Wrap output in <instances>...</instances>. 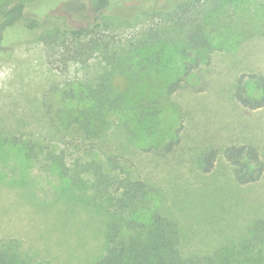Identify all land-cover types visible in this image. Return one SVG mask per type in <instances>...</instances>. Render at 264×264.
Masks as SVG:
<instances>
[{
    "label": "rangeland",
    "instance_id": "rangeland-1",
    "mask_svg": "<svg viewBox=\"0 0 264 264\" xmlns=\"http://www.w3.org/2000/svg\"><path fill=\"white\" fill-rule=\"evenodd\" d=\"M18 1L41 17L52 9L77 27L95 15L84 4L87 0L0 3ZM169 1L175 0H120L130 4L124 18L118 17L123 23L106 35L113 31L120 39H133L161 22L156 9ZM117 13L113 9L106 16ZM208 24L218 48L212 66L192 73L182 89L168 95L167 86L183 74V64L175 49L164 48L161 63L144 71L138 81L129 75L115 78V89L125 96L124 109L112 116L101 140L83 142L53 115L62 105L66 83L100 68L96 58L85 66L73 62L66 67L59 53L50 56L38 37L14 44L11 56L0 59V136L32 138L59 150L76 139L79 149L67 148L69 163L83 153L100 160L116 155L129 162L152 187L151 207L178 221L184 253H208L240 237L256 218H264V174L256 182L240 184L223 157L205 173L196 156L205 146L202 134L225 124L220 141L246 137L264 160V107L247 111L232 93L242 73H264V0H225ZM149 55L150 51L142 56ZM182 121L185 141L168 152L165 146ZM90 194L88 181L71 182L44 155L31 158L21 145L1 144L0 244L18 241L29 264H94L107 249L108 216L88 202Z\"/></svg>",
    "mask_w": 264,
    "mask_h": 264
},
{
    "label": "trees",
    "instance_id": "trees-1",
    "mask_svg": "<svg viewBox=\"0 0 264 264\" xmlns=\"http://www.w3.org/2000/svg\"><path fill=\"white\" fill-rule=\"evenodd\" d=\"M225 0H175L160 10L155 27L147 26L133 39H120L111 31L124 18L127 2L120 0H87L95 13L85 25L72 26L62 15L44 16L30 11L25 1L0 3V59L11 56L14 44L36 37L42 40L50 56L59 53L66 67L71 63L87 65L96 58L100 68L93 74L67 82L61 90L62 105L53 120L66 125L71 136L84 140L100 139L105 135L112 116L121 113L125 96L114 87L119 75L138 81L144 71L161 63L164 48L175 49L182 58L183 74L167 86L174 95L197 70L213 64L218 48L209 27V17L224 5ZM118 11L116 17L107 13ZM163 13H162V11ZM162 46L163 48H158ZM150 51L151 56L142 55ZM185 82V83H184ZM233 99L247 111L264 107V73L259 70L242 73L234 84ZM225 124L214 126V133L204 132V148L196 156L202 172H210L223 157L231 166L240 184L258 181L264 174V160L258 146L243 138L223 137ZM184 124L165 146L175 151L184 143ZM224 139V138H222ZM73 139L67 148L80 145ZM218 140V141H215ZM215 141V142H214ZM21 145L26 155L39 158L59 168L71 182L88 181L91 189L88 202L108 216L106 224V252L94 264H264V218H256L247 231L230 239L208 253H184L180 248L181 231L174 216L150 205L152 187L116 155L105 160L79 154L68 162L67 148L59 150L55 144L44 145L32 138L18 135L0 136L1 144ZM142 215V217H140ZM0 264H29L27 256L16 240L0 244Z\"/></svg>",
    "mask_w": 264,
    "mask_h": 264
}]
</instances>
